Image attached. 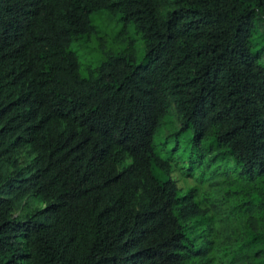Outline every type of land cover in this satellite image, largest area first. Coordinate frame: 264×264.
Listing matches in <instances>:
<instances>
[{
	"label": "trees",
	"instance_id": "16d2710c",
	"mask_svg": "<svg viewBox=\"0 0 264 264\" xmlns=\"http://www.w3.org/2000/svg\"><path fill=\"white\" fill-rule=\"evenodd\" d=\"M0 264H264V0H0Z\"/></svg>",
	"mask_w": 264,
	"mask_h": 264
},
{
	"label": "rangeland",
	"instance_id": "374dc122",
	"mask_svg": "<svg viewBox=\"0 0 264 264\" xmlns=\"http://www.w3.org/2000/svg\"><path fill=\"white\" fill-rule=\"evenodd\" d=\"M92 21L95 32L84 40L73 43L71 46V50L78 56L81 75L83 77H87V70L90 67L97 68L100 66L107 54H120L126 51L127 54H131L134 57L136 63L140 64L143 62L146 53L145 42L141 35L136 32L133 25L124 23L119 15L114 16L107 12L93 16ZM171 117L173 116L170 115V118ZM170 118L166 120L167 124L162 127L160 131L161 135L179 130L169 125L168 122ZM192 136V131L187 130L178 137L183 149L189 147V141ZM161 141H163V138L157 135L155 137V142L159 143ZM156 174L159 178L162 177L159 171H156ZM172 176L178 183V186L183 189L181 195H184L185 192L194 185V181L187 178L183 174V171H178L176 169ZM26 204L27 207L25 206ZM41 207H43V204L29 199L27 203H24L17 211L16 216L20 215L23 217L30 210Z\"/></svg>",
	"mask_w": 264,
	"mask_h": 264
}]
</instances>
